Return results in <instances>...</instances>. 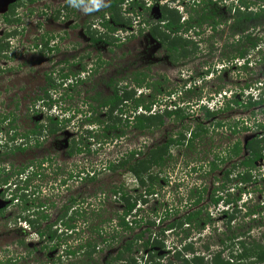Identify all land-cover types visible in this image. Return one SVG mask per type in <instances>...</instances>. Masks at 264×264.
Wrapping results in <instances>:
<instances>
[{"label": "flooded vegetation", "instance_id": "flooded-vegetation-1", "mask_svg": "<svg viewBox=\"0 0 264 264\" xmlns=\"http://www.w3.org/2000/svg\"><path fill=\"white\" fill-rule=\"evenodd\" d=\"M16 0H13L11 2H8V4L5 6V11L0 13V19L1 24H3L7 29L3 32V34L0 36V38L3 39L2 43H9V39H12L14 36H6V33L11 32V30H14L17 28L19 34L20 27L23 25L22 23L18 22V26L15 24H6L4 22V15L8 13L9 6L11 3H15ZM39 0H36L37 2ZM65 3L63 4L62 9L60 11H63L66 9V5L68 4L67 1L64 0ZM209 1V0H205ZM222 0H212L213 4L212 6L216 7V11H218V7L221 6ZM249 1L247 4L249 5L246 9V12H257V11H263L264 12V0H247ZM17 2V1H16ZM33 2V3H35ZM83 2H80V4H85ZM87 2V1H86ZM89 2V1H88ZM110 0H108V3ZM148 2V1H147ZM151 2V3H150ZM148 2V5H146V8L140 7L141 11H146L145 15H151L150 18L145 19L144 16L143 19H141L139 16H137V20L135 19V26L134 24L131 27H136V31H129L128 29L126 31H129L132 38L135 36H144L147 37L152 44H154L153 48H155V51H160L161 56H159V62H162L163 67H169L170 69H177L182 68L181 70L184 71V69L190 70L194 67V64L196 63V60H198V65L202 64L204 66V70L202 72H199L197 76L195 75H189L186 76L185 74L178 75L179 84L165 88L164 90L161 89V93L158 96H153L151 93V89L155 90V84L154 82L150 81V76L144 75V73H140L144 76L145 82L143 85H138L136 80L134 79L135 75L139 74L138 72L134 73V76L129 77V82H124V84L119 85V82H122V80H114L111 79L109 83H112V85L107 84V86L111 89L112 95L114 94V89L121 90L123 89L127 84L129 86L128 90L134 91V99L125 100L123 103H120L118 105L117 110H115L113 114L114 122L112 121L110 117V111L109 107H101L97 103V106L94 107L91 105L92 110H97V108H100L104 110V113L106 116H108V121L105 122V120H93L92 122H89L91 119H83L81 121V127L78 131L75 130V127H72L70 129L69 122H74L75 117H67L65 119L61 115L58 117H53L54 121H58L59 123L54 126H49V118L50 116L46 117L44 121L42 120V116L35 115V113H38V111H34L32 106H30L31 109V121L33 123L32 126H28V122L23 119V113H19L16 115V113H13L11 111H8L7 114H0V153L1 150L4 151V158L6 160L0 161V214H5L7 209L18 202L19 198L17 197L19 193L21 194L20 199L27 200V204L31 203L33 206V202L31 201V195L37 196L45 195L46 190L50 189L52 191L51 195H54L53 197H56L60 194V188L66 187V191H71V188L73 186H70L69 183H77L79 181H89L93 182L96 180V173L99 171H106V170H113L115 172L116 180L118 181L119 185L117 189L113 190V192L116 194H119L120 200H123V194L127 198L131 200V203H135V208L140 205V201H142L144 204H142V208L146 207L147 205H151L155 212L156 217H160V215L164 212V208H168L169 213L171 217H165L164 220H170V218L174 216H181L179 218L175 219H181L187 218L192 213L200 212L198 213V217L192 219V223L185 222L183 225V228L190 229L192 226L196 227L198 224L197 222L203 221L204 218L201 219L202 213H205L210 215L212 212L209 211L210 205L213 206V209L215 210V216L212 217V223L213 227L215 225L218 227V223H214V221H222L221 218L217 219V216L223 215L224 222L223 225L227 227V221L229 219V212H233L235 208L238 207V209H241L244 211L246 207H248L249 203H251V200H249L247 197L246 202L242 206H235L233 205V201L235 200L234 197V191L231 186L235 187V190L239 191V195L247 196L252 193V191L249 189H245L242 187L243 183L240 180V173L247 174V173H255V175L260 176L262 179H258V181L255 183L256 185L260 186V184H264V119H260L257 121V119L261 116V114L264 115V100L257 105H253L248 107L247 105L250 102H255L257 100H261L262 97H264V47L262 48L260 45L261 43L264 44V24L262 26V30H260L261 23H258L257 25L252 24L250 21L247 22V28L244 31H237L235 32L233 29L234 24V17H229V20L226 19H220L218 16H216L214 19H212L211 23L204 22L202 27H197V22L195 20L190 21V16L186 18H183L181 20L182 28L178 31L174 29V31L168 30L164 23L161 21L159 24L162 29L160 32H165L168 35L171 36V38H177L180 39L182 44H184V49L190 50L189 52H186L182 49L173 51V49H168V47L160 41L159 38L156 37V33L150 29V27L153 24L152 16L154 15V12H157V16L155 21H159L162 17L161 14V6L163 4H169L171 5L173 3L172 0H166V2H162L163 4H160L159 2L155 0H151ZM226 2V1H225ZM146 4V2H144ZM190 3L194 6L196 4L200 6L199 9L203 7L204 0H190ZM32 4V3H31ZM26 5V4H24ZM73 8H77L78 6H74L71 4ZM234 7V1L229 6V12L233 13V10L231 9ZM105 13L106 19L108 20L109 24L113 23L112 19H110V14L107 12V10H103ZM26 13V12H25ZM102 13V12H101ZM128 13V12H127ZM15 18H19L20 21V14L21 12L15 13ZM129 14V13H128ZM43 16H46V13L42 14ZM133 16V13L131 14ZM3 17V18H2ZM130 17V16H129ZM264 18V17H263ZM260 21H262V19ZM101 21L104 20L102 18H99L96 22L88 23L85 25V34L86 30L89 25H92L93 29H97L99 31H103L101 26ZM263 22V21H262ZM191 23H194L193 26ZM226 29L221 28L222 26H225ZM111 25V24H110ZM146 28L145 27H148ZM4 27V28H5ZM113 28H116L115 31H112L110 34L112 36H115L114 39L117 41L118 36L114 35L116 32H120L123 29V25H116L113 23ZM22 28V27H21ZM254 30V31H253ZM256 30V31H255ZM260 30V31H259ZM7 31V32H6ZM106 31V30H105ZM104 31V32H105ZM208 31V38L213 39L212 45H210L211 50L200 52L199 45L201 44L202 40H194L193 38L198 37L199 39L202 38L203 34ZM155 33L156 35H154ZM258 34L260 36V40H258V45L255 49L258 51V56H260L259 65L262 66V76L257 81H250L249 83H246L244 89L247 90L246 97L244 99V103H246V106H242L244 108L243 113L247 114L246 118L244 117L243 120L245 121V124L248 126H253L254 130H248L244 133V137L242 138V141L237 138V136H234V108L235 103L234 101H228V90L227 88H222L220 85H214V90L217 92L214 93L215 99H216V108L212 112L213 115L209 118L202 117L195 115L194 113H188V109L181 108V103L184 104V102H187L188 104L195 103L197 106L196 111L202 109L199 104L201 100V86L197 85L195 80L196 77L202 79L204 76H208V74H215L213 73L215 70H213L215 67L218 68V66H222L223 64L225 66H232V69L239 68L241 65H239L241 62H238V64H235L241 57L237 56L234 58L235 54V43L241 40H243V56L242 59L243 63L245 62L244 71H249L253 65V61L251 62V51H254L255 49L251 48V41L250 36H253L254 34ZM87 35V34H86ZM224 35L227 36V41L221 42ZM88 36V35H87ZM243 36V39L241 37ZM247 36V38H246ZM263 37V38H261ZM89 38V36H88ZM120 38V36H119ZM140 38V37H139ZM237 40H234V39ZM9 40V41H7ZM54 37L51 36V39L49 42V48H52L51 51L58 50L57 43H54L50 45V43H53ZM121 40V39H120ZM194 40V41H192ZM90 41V39H89ZM115 41V43H116ZM47 42V41H45ZM189 43L186 45L185 43ZM196 42V43H195ZM206 42V41H205ZM208 42V40H207ZM206 42V43H207ZM259 42H261L259 44ZM45 43L42 41L40 46V54L45 55L48 54L50 51L48 49H45ZM108 47H112L111 45L105 44ZM150 45H147V47ZM116 47V46H115ZM151 47V46H150ZM148 47V49H150ZM259 47L261 49H259ZM152 48V49H153ZM9 49V47H8ZM193 49V50H192ZM226 50V51H225ZM154 50L151 51V54H154ZM224 52V53H223ZM7 51L5 50L2 52V56L0 57V61L3 59H9V56L7 55ZM195 54H201L196 55ZM218 54V56H216ZM212 56L211 60H207V56ZM200 56V57H199ZM202 56V57H201ZM204 56V58H203ZM154 58V57H153ZM198 58V59H197ZM202 59H205L203 62ZM199 60H201L199 62ZM68 61V60H67ZM57 63L59 69L56 71L53 69L51 72H47L46 78L49 83V87L45 89L43 97L39 100L41 101H48L47 104H54L55 100L51 98L50 92L54 91L55 93H58V91H64L67 92L69 89V86L75 87L77 89L79 86L87 84V82H90V76L92 77L93 73H89L87 71V68L85 65L81 66V70L78 72L70 71L68 70L69 61L67 63ZM207 62V63H206ZM2 65V63H0ZM68 64V66H67ZM141 62L136 61V63H133L132 66H140ZM146 68L150 69L148 66ZM193 66L191 67V65ZM143 65V64H142ZM145 66V65H144ZM186 70V71H187ZM58 73V79H55L53 75L55 73ZM83 75H79V73ZM92 72V71H90ZM97 72V71H95ZM92 74V75H91ZM226 75L227 73L224 72ZM66 75V77H65ZM85 75L87 77H85ZM141 75V76H142ZM72 76L74 77V81L71 80ZM54 82L57 86H55V89L51 88V81ZM57 81H55V80ZM219 80V75H216V78ZM222 79V78H221ZM220 79V80H221ZM150 82V83H148ZM170 83V82H168ZM158 84V83H157ZM195 86V87H194ZM136 87L139 92L138 95H136ZM145 90V91H144ZM223 90V91H221ZM77 90H75L76 92ZM148 91V93H147ZM258 94H257V93ZM96 94L93 96L95 97ZM79 94V92H76V95ZM197 96L196 100H193V95ZM211 94V93H209ZM257 94V96H255ZM62 95V93H60ZM148 95V98L145 97ZM163 95V96H162ZM212 95V94H211ZM63 96V95H62ZM66 96H69L67 94ZM162 96V98H160ZM46 97V98H45ZM92 98V100H94ZM107 97V96H106ZM178 97V98H177ZM47 99V100H45ZM141 99L145 101V104H149L150 109H145L144 104H140L137 106V101ZM162 100H167L168 105V111H175L177 109H184L185 117L183 120L176 121L175 118H169L165 117V124L159 128H165L164 131V139L163 137L161 139L155 140L153 137L154 131L158 128L154 127H147L144 129H140L136 126V120L137 116L140 115H156L158 113L164 112L162 109V105L160 104ZM198 102V103H197ZM44 103V102H43ZM48 105V106H49ZM18 106V105H17ZM239 106V105H238ZM156 107V110L154 109ZM160 108L157 110V108ZM192 109L194 108V105H190ZM189 107V108H190ZM257 108V109H256ZM51 109V107H50ZM195 110V109H194ZM66 111V110H65ZM69 112V110H67ZM160 111V112H159ZM187 111V112H186ZM256 111V113H255ZM28 112V111H27ZM193 112V111H191ZM255 113V115H254ZM259 113V114H258ZM75 114V113H73ZM257 114V115H256ZM123 116L125 119H123ZM258 116V118L256 117ZM20 117V121H22V124H17V120ZM264 117V116H263ZM39 118V119H38ZM38 119V121H37ZM109 119L111 121H109ZM119 119L121 121L119 122ZM171 119H174V123H180L179 126L173 125V126H166V122H169ZM117 120V121H116ZM19 121V122H20ZM97 121V122H96ZM191 121L193 122L192 125H185L186 122ZM86 122L85 125H83ZM99 122V123H98ZM105 122V123H104ZM237 122V121H236ZM113 124H116V126H113ZM91 125L99 126L98 128L101 129V132H98V134L102 137L101 140H98L100 143L98 144V147L96 148L97 144H95L96 140L94 137L96 136L98 131V128H91ZM259 126V127H258ZM129 127V128H126ZM200 127L204 130H207V133H200ZM250 128V127H248ZM247 127H244L245 129H248ZM258 132L250 135V131H256ZM135 131V132H134ZM119 132V133H118ZM146 133L144 136H148V141H142L138 148L134 149H126L123 153H120L121 157H115L114 159H102L99 161H92L90 155L100 154L101 151L106 149V146L109 144L110 141H114L116 145L117 143L122 144V139H129L131 140L132 137H130L129 134L131 133ZM118 133V134H116ZM148 134V135H147ZM173 134V135H172ZM220 137V144L217 145L212 141V136L210 137V142L206 143L204 147L203 139L206 135H214ZM257 134V135H256ZM152 135V136H151ZM114 136V138L112 137ZM204 137V138H203ZM209 137V136H208ZM149 138H152L151 140ZM173 139L174 141L169 142L170 139ZM179 139L180 142L176 143L175 140ZM253 139L259 140V147L262 149L261 155L254 160L253 166L248 165H240L242 161H249L250 157L252 156V153L250 152V142ZM65 140V141H64ZM119 140H121L119 142ZM202 140V141H201ZM49 141V143H48ZM60 141V142H59ZM62 141H64L62 143ZM240 142L241 146V152L238 156L234 157L233 150L235 148V145ZM46 143L53 144L54 150L52 149L50 153L47 154V156L42 158V153L38 151L37 156H32V151L34 150H42V146H45ZM119 144V146H120ZM162 144H167V153L164 156V159L162 162L158 164H154L153 160L151 159V162L148 169L141 173L140 175L133 172L131 166L136 165V163L140 160H143L148 155L152 156L153 151L158 148V146ZM49 146V145H48ZM128 144L126 145V147ZM95 148V149H93ZM177 148V149H176ZM59 149H63L64 151L61 153V156H56ZM177 150L178 152L175 153L174 150ZM41 153V154H39ZM104 153V152H103ZM30 154V155H28ZM133 154V157L129 159V157ZM81 155V159H76V157ZM128 163L125 165H122L123 161L128 160ZM108 163V164H107ZM237 164V166H235ZM76 166V171H72V167ZM72 171V172H71ZM76 172V173H74ZM237 172V174H235ZM126 174H130L133 177V180L136 181L135 188L132 191V194L125 193L124 185L122 184V180ZM178 176V177H177ZM235 178H234V177ZM251 176H253L251 174ZM91 177H94V180H91ZM17 178L20 180L19 184V190L15 189V191H12V187H17L18 184L16 183ZM143 182H141V179ZM173 188L174 192H176V187L184 188L187 192L179 194L177 197H171L170 203L167 201H161V199H157L156 197H160L162 195V192H164L165 188ZM160 187V188H159ZM116 188V187H115ZM260 188V189H259ZM68 189V190H67ZM259 190H261V187H258ZM9 192H11L9 194ZM54 192V193H53ZM169 193L171 191L169 190ZM176 194V193H175ZM24 196V197H22ZM30 200V201H29ZM29 201V202H28ZM205 201V203H203ZM35 202V201H34ZM249 202V203H248ZM81 200L74 205H64L62 206V210L59 213H56L55 217L51 216L49 214V210H52L55 208L53 205L55 203L51 204H38L35 206V208L28 204V206L25 209L26 215L22 218L23 221L30 225V221L37 222L36 224L41 230L48 229L51 227L53 231H57V228L59 226H64L63 223H65L67 219H64V217H60L61 214H65L66 212H70V216L72 217V214L77 208H80ZM26 204V205H27ZM82 204H85L84 201H82ZM88 204V203H87ZM75 205L79 207H75ZM232 205L229 210L228 206ZM89 206V205H88ZM73 207L72 211H69V209ZM126 207V203H125ZM245 212V211H244ZM248 213V211L245 212V215ZM255 214V212L253 213ZM252 214V215H253ZM258 214L260 215L261 212L259 211ZM47 216V218H44V216ZM173 215V216H172ZM238 215V213L236 214ZM251 215V216H252ZM206 216V217H207ZM247 216V215H246ZM249 217V216H247ZM21 219V217L19 218ZM174 219V220H175ZM160 220V219H159ZM236 220V219H235ZM235 220L231 222L233 228L236 223ZM62 223L61 225L59 223ZM164 221L160 222L162 224ZM171 221H168L166 224H162V226H166ZM208 223H203L204 225ZM201 224V223H200ZM55 228V229H54ZM184 228V230H186ZM47 236H44V238ZM47 238L45 239L44 243H47ZM43 244V243H42Z\"/></svg>", "mask_w": 264, "mask_h": 264}, {"label": "rangeland", "instance_id": "rangeland-1", "mask_svg": "<svg viewBox=\"0 0 264 264\" xmlns=\"http://www.w3.org/2000/svg\"><path fill=\"white\" fill-rule=\"evenodd\" d=\"M9 1L10 0H0V13L5 11V6ZM16 1L19 2V0ZM132 1L135 0H126L122 5L121 11L126 14L125 16H130L133 24L135 23V19H138L137 16H139L141 19H143L142 16H144L145 19L151 17V15H145L146 11H141L138 6L133 5ZM142 1L146 2V5H148V2H150L151 0ZM232 1H234V5L237 4V0H222L221 6L218 7L216 16H218L220 19L227 18L228 20L229 17H234L235 13L229 12L228 10ZM22 2H24L26 5H24L23 7H19V5L17 7V10L14 12H21V18L19 22L23 24L21 26L22 28L18 26V24L14 23L15 25H17L16 27H20L21 32L19 31V34L17 36L9 39L10 41L7 40L10 43L9 49L7 50L9 59L6 58L0 61V63H2V65L0 64V114H7L8 111L16 113V115H18L19 113H23L22 117L25 121L28 122V126L33 125L30 116V106H32L31 108H33L34 111H38V113H35V115L40 116L41 114V121H44L47 116L59 117L61 115L65 119H67V117H75L73 125L72 122H69V127L70 129H72V127H75V130L77 131L81 127H83L81 126V121L83 119L85 120L87 118H90L91 120L89 122H92L95 119L102 121L105 120V122H107L108 116L105 115L104 110L100 108H97V110H92L90 107L91 105H93L94 107L97 106L98 102L92 100L91 98L96 94V92L100 93V98L102 99L106 96L112 95L111 89L107 86L111 79H117L120 81L122 80V82H119V85H122L124 84V82H129V77L134 76L135 72L144 73V75L146 74V76H150V81L154 83H156L157 81V83L160 82L161 84L156 83L155 85L159 87L160 90H164L165 88L173 87L179 84L180 81L178 79V75L183 73L186 76H197L199 72H202L205 69L202 64H197L198 60H196L194 67L190 70L184 69V71H182V68H162V62L158 61L160 58L159 56H161L160 51H155V48H153L154 44H152V42H150L147 37L139 35L128 38L131 37L130 35H132L129 31H136V27H131L128 25L124 26L121 32H116L114 34L118 36V40L116 41L113 48L108 47L103 43L92 44L89 41L88 36L85 34V25L90 22H96L100 18V13L107 8L108 0H91L89 2H84L85 4L83 5L80 4L77 8H73V6L70 5L63 11H60V9H62L63 4L65 3L64 0H39L32 4H30L26 0H22ZM160 2H166V0H161L159 1V3ZM94 3H98L100 6L94 7ZM171 6L179 8L180 15L182 17L181 20L183 18L187 19V17L190 16V13L187 12L185 8L178 6V0H175V2L171 4ZM193 8H198V5L196 4V6H193L192 9ZM125 11H128L129 14ZM131 12L133 13V16L131 15ZM43 13H46V16H43ZM157 14V12H154L155 16H152V21L155 23L158 22L155 21L157 20ZM262 21L259 22L261 23L259 24L260 30L263 29L261 25L264 24V18L262 19ZM110 24L111 26H113V23ZM4 27L5 26L0 23V36L7 29L6 27ZM146 28H149V26L145 27V29ZM221 28L226 29V24ZM127 29L129 31H126ZM208 34V31H206L201 39H199L198 37L193 38L197 41L202 40L201 44L199 45V47H201L199 50L200 52L211 50L210 45H212L211 40L213 39H209ZM51 36L54 37V40L53 43H50V45L57 43L58 50L50 51L48 54L41 55L39 45L42 43V41H49L51 39ZM253 37L256 38L260 36L255 33ZM234 40L237 39L235 38ZM226 41L227 36L224 35L221 42L226 43ZM242 41L243 40H241L238 44L236 43L237 45L235 44V48L237 46L241 48L243 46ZM260 43L261 42H259V44ZM147 45L151 46H148L150 47V49H148ZM260 46L263 48L264 44L261 43ZM259 49L261 48L259 47ZM152 50L155 51L154 54H151ZM250 54L251 62L253 61V68H251L249 71L246 70L245 72H243L241 71V69H232L231 65L225 66L223 64L222 66H218V68L215 67L213 69L215 70L213 72L215 74H208L206 78H202L200 80L198 77H196L194 81L198 80L197 85L201 86L200 93L202 100H205L206 96L208 97L211 94L217 92L216 90H214V85H220V87H222L223 89H238L236 92L240 93L239 89L245 87L246 83L259 80L262 76V66H260L258 62L260 56H258L257 49L251 51ZM196 55L201 54H195L192 56H194L195 58ZM212 56L208 55L206 59L208 61H212ZM216 56H218V54H216ZM67 60L69 61V66L68 64L67 66L68 70L70 71L78 72L82 69L81 66L85 65L87 71L89 73H93V75L91 74L92 77H89L90 82H87V84L85 85L79 86L77 89H75V87L69 86L67 92H50L51 98L55 100L54 104L51 103L49 105L46 103L48 101L39 100L43 97L45 89L49 87V83L46 78V75L48 74L47 72H51L53 69L56 71L60 67L57 63H65V61ZM137 60L141 62L140 66H132V64L136 63ZM202 60L203 62L205 61V59ZM200 61L201 60H199V62ZM147 62L149 63L148 66L150 69L146 68ZM192 66L193 64L191 65V67ZM224 72H226L227 74L225 75ZM58 75L59 74L56 72L53 77L55 79H58ZM79 75L83 74H81L80 72ZM216 75H219V80L215 79ZM85 77L87 76L85 75ZM141 77L144 78L143 75ZM71 80L74 81L73 76ZM150 89L152 95H154L155 97L160 94L155 90L153 91L152 88ZM75 90H77L76 92H79V94L76 95ZM139 92L140 90L138 91L136 87V95H138ZM60 93H62L63 96L60 95ZM67 94H69V96H66ZM162 96L160 98H162ZM145 97L148 98V95ZM192 97L193 100L199 99L197 98L196 94ZM213 103L215 105L214 107L216 108V99H214ZM209 107L214 110L212 102L209 104ZM196 108L197 106L194 103V108H188L187 111L188 113H194L195 115L205 117V110L202 108L196 111ZM154 109L156 110V107H154ZM158 109L160 108L158 107L157 110ZM67 110H69V112ZM243 111V107L235 105L234 119L239 122V131L234 136H237V138H239V140L241 141L246 131L254 130L253 126H248L247 124H245L243 118H246L247 114H244ZM263 116V114H261L259 118L258 116H256L258 118L257 121H259L261 118L264 119ZM123 119H125L124 116ZM19 121L20 117L17 120V124H22V121ZM109 121L111 120L109 119ZM173 121L175 120L171 119L169 122H166V126L180 125V123H174ZM85 124L86 122L83 125ZM192 124L193 122L188 121L185 125ZM242 126L250 128L244 130V127L242 129ZM98 127L99 126L91 125V128L93 129ZM1 129L2 128H0V130ZM164 131L165 128L156 129L154 131L153 138L155 140L161 139L164 136ZM96 132L97 134L94 137L95 139L92 140H96L95 144H97V148L98 144L100 143L98 140L102 139V137L98 134V132H101V129L98 128V131ZM134 132L129 134L132 139H122V144L117 143L118 145H116L114 143L115 139L113 141H110L106 146V149L101 151L100 154L90 155L91 160L94 162L106 158L114 159L118 156L121 157L120 153H123L126 149L129 150V148H138L139 144L142 141H148V143L150 142L149 140H147L148 136H144L146 135V133L134 134ZM256 132H258V130H256L255 132L250 131V135ZM211 136L214 143H216L217 145L220 144L221 139L216 134L206 135L204 136L205 138L203 137L204 147H206L205 144L207 142H210L209 139ZM112 137L114 138V136ZM149 139L151 140L152 138ZM64 141H62V143ZM120 141L121 140H119V142ZM48 143H46L45 146H42V150H33L32 156H37L38 151L42 153V158L47 156V154H52L50 153V151L52 149L54 150V146L53 144ZM127 144L128 146L126 147ZM176 149L174 150L175 153L178 152ZM1 151L0 161H4L6 160L4 158L5 150ZM63 151V149H59V154H56V156H61V153ZM76 159H81V155L76 157ZM76 168V166H73L72 171H76ZM235 174H237V172ZM251 174L255 175L254 173ZM95 175L96 180L93 182L84 180L77 183H69L70 186H72L73 184L71 191H69L68 189V191H66V187L60 188V194L56 197H53L54 195H51L52 191H50V189H47L45 195L38 194L34 197L31 195V198L29 199H31L35 206L38 204L45 205L55 203L53 205L55 208L49 210V214L53 216V218L55 217L56 213L60 214L62 206L72 205V201L74 199L77 200V203L81 200V203H79L81 208L77 209L83 212V216H78L79 218L75 220V223L77 224V226H75V231H79L78 227L80 228V231L73 232V234H71L72 231L67 230L68 232H66L64 226H59L57 228L58 233L70 234L68 241L73 246V249L77 247L80 241H85L88 237L98 239V250L93 255L96 257V260H99V263H103V261H105L107 258L115 255L119 248L126 244L128 240H130L133 234L128 231L121 230L118 225V217L125 209V202L118 199L120 197L119 194L113 192V190L117 189L119 185L115 177V172L113 170H101ZM18 179L19 178H17V180ZM18 181H16L17 184ZM122 184L124 185L123 187L125 193L132 194V191L135 188L136 181L133 180V177L130 174H126L122 180ZM10 187H12L13 189L11 190V192L15 191V187ZM175 187L177 190L176 192H174V187L168 189L166 187L164 192H162V195L156 198L161 199V201H167L170 203V201H172V196L177 197L179 194H184L187 192L183 187ZM242 187L247 190L250 189L252 193L247 196H242V200L239 201V204L242 205V203H245L247 198L249 200L252 199L251 203L248 202L249 206L246 207L244 211L246 212L252 210L255 212V214L247 217L245 216V212L241 210L234 222L236 223V225L232 229H228L225 225L222 224L224 222L223 215L217 216V219L221 218L222 221H214V223H218L219 225L215 229V225L213 227V223L211 220L212 217H216V214L213 206L210 205V207L208 208L209 211L212 212V214L210 213V215H208V217H210V220L207 219V214L202 213L201 219H204L200 222L201 224L198 228L192 226V228L187 229L185 228V226L184 228L186 230L181 231V236L186 237V241L188 243L192 242L197 254L205 255V259H210L211 255L214 252L221 250V239H227L232 235H238L240 237V235H243L240 233L245 234L240 238L245 240L247 244L255 241L264 245V184H260V186H258V184L256 185L253 182H246L242 184ZM258 187H261V190H259L260 188L258 189ZM231 188H233V190L231 191H234L235 199H238L239 191L235 190L234 186H231ZM169 190L171 191V193H169ZM11 192H9V194ZM17 197L19 198V200L18 202H16V205H11L4 215L0 214V260L6 261L7 259H9L11 260L9 264H51L53 261H57L58 263L61 262V264H69L71 261H76L77 258L73 257L70 260L67 255L63 254L65 243L59 245V248H57L56 250L42 249V245H44V242L41 241L42 239H40L39 236L34 233V228H31L30 230L27 228L28 224H26L23 221L24 219L22 218L26 215V207L31 203L27 204V200L25 201L24 199L26 197L20 199L21 194H18ZM82 201H84L85 204H82ZM203 203H205V201ZM239 204L238 201H236L235 206H239ZM35 206L33 207L35 208ZM75 207L79 206L75 205ZM72 210L73 207L69 209V211ZM259 211L261 212L260 215L258 214ZM66 213V215L61 214L60 217H64V219L70 217L71 213ZM143 216H145V221L154 220L155 218L158 219V217L155 216V212L151 205H147L146 209L141 212V215L139 217ZM20 217L21 219H19ZM179 217L181 216L177 215L170 218V220H164L162 224H166L168 221H173L175 218ZM156 222H158V220ZM204 222L208 223L202 226ZM59 224L61 225L62 223L60 222ZM97 230H100V232ZM95 231L101 233L102 236L99 237L100 235H97ZM113 234L114 236H116L115 240H113L111 236ZM147 236L148 235H146L144 241L148 239ZM176 238L177 236L175 234L168 231L165 232L164 236L160 237V239H162L167 245H171L172 242L178 244V242H176ZM143 249L144 247H141L140 250H138V253L136 254L138 257L143 254V251H146L145 249ZM166 252L168 251L165 250L164 252V250H159L158 254L165 255ZM185 256L190 258L192 254L186 253ZM223 257H225L226 259L231 258L230 251L225 250L223 252ZM166 260L167 259L164 257V261Z\"/></svg>", "mask_w": 264, "mask_h": 264}, {"label": "trees", "instance_id": "trees-1", "mask_svg": "<svg viewBox=\"0 0 264 264\" xmlns=\"http://www.w3.org/2000/svg\"><path fill=\"white\" fill-rule=\"evenodd\" d=\"M26 1L31 4L35 2L36 0H26ZM83 1L88 2L91 0H69L67 1L68 4L66 6L69 7L71 4H73L74 6H79L80 2H83ZM125 1L126 0H110V2L107 5L106 10L111 15L110 19H112L114 24L123 25V26H126V25L132 26L133 23L131 21V18L129 16H125L126 14L121 11L122 5L124 4ZM155 1L159 2L160 0H155ZM132 2H133L132 4L135 6H138V8L140 7L144 9L146 8V4L142 0L140 1L135 0ZM248 2L249 1L247 0H239L237 4L231 8L233 12L235 13L234 24H233V29L235 32L244 31L247 28V22L249 21L252 24L257 25L260 22L261 18L264 17L263 11L246 12L245 8L249 6L247 4ZM24 4L25 3L22 2V0H19V2H15L13 4L11 3V5L9 6L10 8H9L8 13H6L3 16L4 22L10 25L14 23H18L19 18L17 19L14 17L16 15L14 12L17 10V7L19 5H20L19 7H23ZM204 4L205 5H203L201 9H199L201 6L199 5L198 8H193V9L191 8V10L189 11L190 21L195 20L197 22V27H200V28L202 27L204 22L211 23L212 19H214L217 15L216 7L212 6L213 4L212 0H209V1L204 0ZM125 12L127 13L128 11H125ZM161 14H162V17L158 22L161 23L162 21L168 30L174 31L175 29L176 31H178L182 28V23H181L182 17L177 7H172L169 4H163L161 6ZM100 18L104 20L103 22L101 21V26H102L103 31L93 29L92 25H89L86 30V34L89 36L90 42L92 44L103 43V44L114 46L116 40L110 33L112 31H115L116 28H113L109 24L104 12L100 13ZM158 22L156 23L153 22L152 26L150 27V29L153 30L157 35L155 33L153 34L156 35V37L159 38L160 41H162L168 47V49L170 50L173 49V51L182 49L184 47V44H182L180 39L171 38V36L168 35L167 33L160 32L162 27H160ZM193 24L194 23H191L192 26ZM17 33H18V30L17 28H15L14 30H11V32L6 33L4 37L16 36ZM248 38H250V41H251V48L255 49L256 46L258 45V40H260V38L259 37L255 38L253 36H250ZM241 39H243V36L241 37ZM2 41L3 39L0 38V57L2 56V52H4L5 50L7 51L9 47L8 43L3 44ZM44 43H45L44 48L51 51L52 48L47 47L49 46V42L47 41ZM236 43L238 44L239 41ZM185 44L188 45L189 43L186 42ZM183 50L186 52L190 51L188 49L185 50L184 48ZM243 51H244L243 48H239L237 46L235 48L234 58H236L237 56H240L242 58L243 53H244ZM134 79L136 80L139 86L143 85V83L145 82V79L141 77L140 73L138 75L136 74ZM51 83H52L51 88L55 89V86L57 85L52 81ZM158 84H161V83L159 82ZM109 85H112V83H109ZM128 88L129 86L127 84L121 90L114 89L113 95L104 97L103 99L100 98V93H97V95L93 97L94 101H97L99 106L109 107L110 117L113 122H114V119L112 117L113 116L112 113L115 110H117L118 105L120 103H123V101L125 100H130L132 98L134 99V91L128 90ZM155 91H157L158 93L162 92L159 89V87H157L156 85H155ZM263 100H264V97H262L261 100L250 102L247 106L250 107L253 105L260 104ZM234 103L241 107L246 106V103H244V99L235 98ZM140 104H144L145 109L147 110L150 109L149 104H145L144 100L139 99L137 101V106ZM203 109L205 110V114L207 118H210L214 113L207 108H203ZM184 113H185L184 109L180 108L175 111H168L166 109L164 112L158 113L156 115H149V116L140 115V116H137L136 126L140 129H144L147 127L159 128L165 124V117L175 118L176 121L183 120L185 117ZM120 121L121 119H119V122ZM49 123H50L49 126L51 127V126L58 124L59 122L54 121L53 117H50ZM113 126H116V124H113ZM238 127H239V122L237 121L235 122L234 128H233L235 134H237L239 131ZM243 127L244 126H242V129ZM201 132L207 133V130H204L203 128L200 127L199 134ZM172 141L174 140L171 138L169 142H172ZM175 142L179 143L180 140L177 139L175 140ZM250 145H251L250 152L252 153V156L250 157L249 161H242L240 165H248L252 167L254 160L257 159L261 155L262 149L259 147L258 139H253L250 142ZM241 150L242 149L240 146V142H238L235 145V148L233 150L234 157L238 156ZM167 151H168L167 144H162L158 146V148L153 151L152 156L148 155L143 160L138 161L136 165L131 166L133 172L140 175L141 173L146 171L150 163H152L151 159L154 161L153 162L154 164H158L162 162ZM132 157H133V154L129 157V159ZM129 159L123 161L122 165L127 164ZM235 166H237V164ZM239 176L242 182L256 183L258 179H262L260 176H257V175L251 176V173L250 174L240 173ZM94 179H95L94 177H91V180H94ZM140 179H141V182H143L142 178ZM116 192L117 191H115V193ZM123 200L126 203V207L123 211V215L119 216V220L121 222H119L118 225L121 228V230L128 231L132 233L133 235L130 238V240L126 242V244H124L122 247L119 248V250L117 251L115 255L110 256L105 261H103V263H99L98 262L99 260H96L95 259L96 257L93 255L98 250L97 249L98 239H93L92 237H88L87 240L80 241L79 244L77 245L78 248L73 250L72 248L73 246L68 241L70 234L58 233V230L53 231L51 227L45 230H41L36 224L37 222L35 221H30V226L31 228H34L35 232L40 236L43 242H45V239L47 238L48 241L47 243H44V245H42V249L56 250L57 248H59V245L65 243L63 254L67 255V257H69L70 260L73 257L77 258L76 261H71L69 264H264V245L257 243L255 241L247 244L245 240L240 238L243 235H245L244 233H240V234H243V235H240V237L238 235H232L231 237L227 239H221L220 240V244L222 245L221 250L214 252L211 255L210 259H205L204 257L205 255L197 254L193 243L185 244L181 250H178L177 248H172L168 250V252H166L165 255L158 254L159 250H164V252L166 250V245L164 241L160 239V237L164 236L166 231H170L171 233L175 232V234L179 235L181 231L184 230L183 225L185 224V222L192 223L193 222L192 219L198 217V213L200 212L198 211V212L190 214L189 216H187V218H185V220L183 218L175 219L166 226H162V225L157 226L155 221H151V220L145 221L144 218H138L139 213H137L136 215H134L135 216V218L133 219L134 221H132V224H130L129 222L126 221V216L129 213L133 212L134 207L136 205L134 202L131 203V200L127 198L125 194H123ZM233 202H236V199ZM74 204H77L76 199L72 201V205ZM240 212H241V209H238V207L235 208L233 212H229V219L227 221L228 229H232L231 222L237 219L236 214ZM253 213L254 211L250 210L248 211L246 215L250 217ZM66 214L67 213H65V215ZM78 216L79 217L83 216V212L77 209L73 212L72 217L70 216L68 218L69 220L63 223L64 226L68 228V230L72 231V233L76 232L75 226L77 224L75 223V220L79 218ZM165 217L166 218L171 217L168 209L161 214V222L164 221ZM44 218H47V216L45 215ZM207 219L210 220V217L207 216ZM197 223L198 224L196 225V228L200 226V223L199 222ZM202 226H204V224ZM97 231L100 232V230H97ZM97 231H95V233L97 235H100L99 237H101L102 236L101 233ZM146 235H148L147 236L148 239L144 241ZM44 236H47V237L44 238ZM111 236L113 240L116 239V236H114V234ZM141 247H144L145 250H148V253L142 256L143 259L145 256L147 257V259L144 262L142 261L139 262L138 261L139 258L135 254L136 252H138V250H140ZM225 250L230 251L231 258L226 259L225 257H223V252ZM186 253H191L192 256L189 258L185 256ZM164 257L167 259L166 261H164ZM10 262L11 260L9 259H7L6 261L0 260V264H7V263L9 264ZM43 264H47V263H43ZM51 264H61V262L58 263L57 261L56 262L53 261Z\"/></svg>", "mask_w": 264, "mask_h": 264}, {"label": "clouds", "instance_id": "clouds-1", "mask_svg": "<svg viewBox=\"0 0 264 264\" xmlns=\"http://www.w3.org/2000/svg\"><path fill=\"white\" fill-rule=\"evenodd\" d=\"M161 1V0H160ZM239 0H237V2H238ZM175 2V0H173V3ZM236 2V3H237ZM160 4H163L162 2H160ZM100 5L98 4V3H94V7H99ZM178 6L179 7H183V8H185L186 10H187V12H189L190 10H191V8L194 6V5H192L191 3H190V0H178ZM178 10H179V8H178ZM132 13V12H131ZM121 32V31H120ZM242 58H240L235 64H237L238 62H241L239 65H241L238 69H241V71H244V67H245V62L243 63V60H241ZM203 78H206V76H204ZM196 83H197V81H196ZM195 87V86H194ZM238 90V89H237ZM237 90H233V89H230L227 93V95H228V97H226V98H228V101L227 102H230V101H234V99L235 98H239V99H245V97H246V94H247V90L246 89H244L243 87L241 88V89H239L240 90V93H237L236 91ZM257 93V92H256ZM258 94V93H257ZM257 94H255V96H257ZM178 98V97H177ZM206 99L205 100H202V98H201V100H200V104H199V106L201 107V108H209V110L211 109L210 107H209V104L212 102V106L214 107L215 105H214V103H213V101H214V99H215V95L214 94H212V95H210V96H206L205 97ZM204 101H206V102H204ZM198 103V102H197ZM163 107H162V109L165 111L166 109H168V105H167V100L165 101V100H162V102L160 103ZM190 105H194V103H191V104H188L187 102H184V104H182L181 103V108H185V109H188L189 107H190ZM191 108V107H190ZM215 108V107H214ZM212 110V109H211ZM213 111V110H212ZM264 175V174H263ZM20 181V180H19ZM18 181V183H20ZM15 189H18L19 190V184H18V186L17 187H15ZM20 194H22V193H19V195ZM240 200H242V197L239 195V197H238V199H236V201H238V204H239V201ZM235 203L236 202H233V205H235ZM142 204H144L142 201H140V205L138 206V207H134V210H133V212H131V213H129L127 216H126V221L128 222V220L127 219H130V220H132V221H134L133 219L135 218V216L134 215H136L137 213H139V216L141 215V212H143L145 209H146V207H141L142 206ZM244 203H242V205H243ZM241 204H239V206H242ZM232 205H229L228 206V209L227 210H229L230 209V207H231ZM165 210L164 211H166L168 208H164ZM169 210V209H168ZM124 211V210H123ZM123 211H122V213H121V215H123ZM138 218H145V216H143V217H138ZM160 220H159V222H156L157 221V219L155 218L154 220H151V221H155L156 222V225L157 226H159V225H162V224H160V222H161V215H160V217H158ZM119 222H121L120 220H119V217H118V223ZM77 226V225H76ZM27 228L30 230L31 229V226L30 225H28L27 226ZM64 229L66 230V232H68L67 230H68V228H66V226H64ZM76 230V229H75ZM78 230L80 231V228L78 227ZM79 231H76V232H79ZM184 231V230H183ZM168 232H170V231H168ZM34 233L37 235V236H39L36 232H35V230H34ZM72 233V232H71ZM171 233V232H170ZM173 234H175V232H172ZM73 234V233H72ZM176 236H177V238H176V242H178V244L177 243H175V242H172L171 243V245H167L165 242V245H166V250L168 251V250H170V249H172V248H177L178 250H181L182 249V247L185 245V244H187L188 242L186 241V237H182L181 236V233L178 235V234H175ZM39 238H40V236H39ZM41 239V238H40ZM42 241V240H41ZM194 242V241H193ZM189 243H192V242H189ZM195 243V242H194ZM73 248V247H72ZM76 248H78V247H76ZM75 248V249H76ZM74 250V249H73ZM142 250V249H141ZM144 250V249H143ZM138 252H136L135 254H137ZM148 253V250H146V251H143V254L141 255V256H137L138 258H139V262H144L146 259H147V257L145 256L144 257V259L142 258V256H144V255H146Z\"/></svg>", "mask_w": 264, "mask_h": 264}, {"label": "built area", "instance_id": "built-area-1", "mask_svg": "<svg viewBox=\"0 0 264 264\" xmlns=\"http://www.w3.org/2000/svg\"><path fill=\"white\" fill-rule=\"evenodd\" d=\"M256 172H254V174H255ZM128 220V222L130 223V224H132V220H130V219H127ZM158 220V222H159V218L157 219Z\"/></svg>", "mask_w": 264, "mask_h": 264}, {"label": "water", "instance_id": "water-1", "mask_svg": "<svg viewBox=\"0 0 264 264\" xmlns=\"http://www.w3.org/2000/svg\"><path fill=\"white\" fill-rule=\"evenodd\" d=\"M11 1H13V0H10L9 2H11ZM8 4V3H7Z\"/></svg>", "mask_w": 264, "mask_h": 264}]
</instances>
